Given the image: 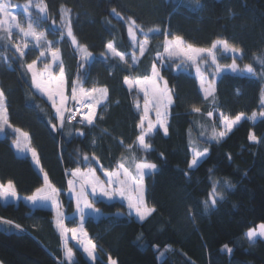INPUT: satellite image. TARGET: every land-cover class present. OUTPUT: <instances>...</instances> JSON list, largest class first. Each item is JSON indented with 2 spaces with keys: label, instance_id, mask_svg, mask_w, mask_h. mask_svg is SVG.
<instances>
[{
  "label": "trees",
  "instance_id": "1",
  "mask_svg": "<svg viewBox=\"0 0 264 264\" xmlns=\"http://www.w3.org/2000/svg\"><path fill=\"white\" fill-rule=\"evenodd\" d=\"M10 1L18 6L29 3ZM39 1L47 6L46 18L40 13H34L35 17L47 25L49 20H61L62 9L68 11L78 44L87 48L85 52L66 36L61 39V34L47 26V39L60 49L68 93L78 72L84 87L108 90L94 126L65 120L61 129L55 108L37 92L26 69L33 60L40 64L45 59H38L41 49L30 47L20 57L13 39L0 31V89L5 94L9 123L29 135L42 172L60 190L67 214L75 213L74 202L67 195L68 173L77 169L87 172L91 167L103 178L101 166L114 170L123 162L134 172V160L146 159L157 165L155 174L144 177L145 201L155 208L145 221L131 216L120 201L98 200L94 204L103 216L88 217L84 227L101 259L108 263L110 257L115 264H264V239L251 244L245 237L249 229L264 223V116L256 122L243 121L219 143L209 139L213 128L220 131L219 114L234 118L264 110V65L259 63L264 59V0H199V5L194 0ZM129 18L148 32L149 46L143 56L128 34ZM165 34L168 39L181 36L198 48L227 40L243 50V57L235 60L242 72L222 73L214 81L206 69L215 93L204 99L194 70H180L174 59H167L163 66L156 61ZM138 35L140 42L144 35L140 31ZM109 42L124 54L134 52L139 63L131 65L109 57ZM220 52L217 49L223 65L233 64L232 56ZM154 61L168 81L173 103L168 135L157 129L148 136L151 150L145 153L136 143L144 99L136 89L129 91L124 79L150 74ZM246 64L253 66L255 75L246 72ZM52 71L56 72L55 66ZM193 107L200 112H193ZM51 124L57 125L55 131ZM252 133L259 142L249 139ZM17 139L11 128L0 137V184L11 182L21 199L17 203L0 199V264H68L55 212L33 208L23 200L44 187V176L31 156L18 154L14 148ZM197 148H208V155L197 168L189 169L192 151ZM214 181L220 182L217 190L223 191L225 198L205 211L203 202L209 199ZM224 181L233 187L223 188ZM68 223L76 226L73 221Z\"/></svg>",
  "mask_w": 264,
  "mask_h": 264
},
{
  "label": "snow or ice",
  "instance_id": "2",
  "mask_svg": "<svg viewBox=\"0 0 264 264\" xmlns=\"http://www.w3.org/2000/svg\"><path fill=\"white\" fill-rule=\"evenodd\" d=\"M194 2L199 5V0H194ZM31 5V0L28 4L24 5L23 11L27 14L26 22L27 27L25 28L21 23L17 22V15L9 11L12 7L10 0H0V31L7 32L8 37L12 35V28H16L20 33L23 34L25 38L31 37L35 42L36 46L41 50L39 52V57L45 58L41 61L43 64L42 72L37 71V60H33L31 63L26 65V69L31 73L32 85L41 93L47 96L48 101L51 102L53 108H55L56 118L59 120V127L62 129L64 127L65 120L71 123L72 120L76 119L77 115L81 116V119L77 121L79 124H85V126H94L96 107L101 103L102 100L107 99V88H97L95 86L91 88L84 87L82 78L79 72L76 75V78L72 81L70 97L65 94V67L63 60L60 58V49L59 47H54L53 42L48 40L45 32L43 30L38 31L37 27H34L36 22L32 19L31 13L28 11L29 6ZM40 12L46 13L47 6L44 5L41 7L39 4L35 5ZM116 10L113 9V12ZM117 15H119L117 13ZM68 14L65 13L62 9L61 17V28H66V35L71 39V43L77 47H83L84 51H87L86 46H81L78 44V41L73 34L71 27V19L68 17ZM46 18V17H45ZM55 25V21H53ZM55 30V29H53ZM136 31H140L144 35V39L139 42V55L143 56L144 53L148 50V32H144L139 25H137L135 20L129 18L128 21V34L133 41L134 46L136 45ZM149 32L153 31L152 29L148 30ZM158 31V30H156ZM65 33L61 32V39H63ZM3 39V37H0ZM16 50L19 52L20 57L25 55L24 50L21 48L20 44H15ZM28 47L27 42L24 43L23 48ZM107 50L112 54L113 57H119V60L125 63H128L126 60L125 54L118 51L114 47V43L109 42L107 45ZM218 47L225 53H231L233 58L232 70L237 71L238 66L235 64L237 58L243 57V50L231 45L229 41L224 39H218L212 42L209 48H198L192 44L187 43L181 36H174L171 39H168V34H165L163 51L157 52L156 61H163L165 57L169 60L175 59L178 61L177 67L182 64H187L190 67L195 68L196 76L199 78L200 87L204 94V99H208L209 96H214L215 88L213 82L205 78L202 69L200 67L201 63H207L208 60H211V64L216 66L217 71L220 70V66L217 63V53L216 50ZM46 53L50 55V60L46 57ZM88 56H91V53H88ZM156 61L153 62L150 70V74H145L143 78L130 79L125 77L124 84L127 85L129 91H132L133 88L137 89V92H142L144 94V106H143V115L140 118V121L137 125L139 134L136 138V143L139 149L143 150L145 153L151 150V144L146 142V137L150 136L155 128V124H159L160 128L163 130L165 136L168 135V126L166 123V118L169 114L168 110L173 103V93L172 90L168 87V81L164 79L161 75L160 68L157 67ZM139 63L137 56L133 52L131 55V65ZM259 63L264 65V59H260ZM53 66L56 67V72L52 71ZM161 66L163 64L161 63ZM82 67V65H81ZM244 69L247 73L255 75L253 66L251 64L244 65ZM99 95H96V94ZM5 94L2 89H0V133L4 132V125L11 128L10 124H7L5 120L6 108L4 107ZM75 102V110L72 107H66L68 101ZM149 104L152 105V108H149ZM136 107L139 108L140 105L137 102ZM161 107H163V117L161 118ZM150 111H155L156 118L155 122L148 118ZM193 112H200V108L193 107ZM65 113H68L67 117ZM207 115L212 116V112H208ZM261 116H264V111L260 113ZM257 116L256 112H253L248 119L255 121ZM244 117V114L241 113L236 115L234 118L220 114V123L223 128L219 132L215 128L212 129L210 140H215L219 143L223 138L226 137L228 132H231L232 128L237 125L241 119ZM103 117H101L102 119ZM86 122V123H85ZM53 131L57 129L56 124H51ZM14 132L20 133L21 136L26 139H30L27 133H22L20 129L14 128ZM79 135L83 136L84 133L80 132ZM249 139L254 142H259V138L254 134H250ZM95 143V141H93ZM121 143H123L121 141ZM17 149L23 151L21 148V141L17 139L15 141ZM129 148L132 146L129 145ZM32 159L34 162L39 165V156L37 151L34 148H30ZM163 155V154H161ZM208 155V148L203 150L193 149L192 158L189 162V169L197 168L201 160ZM85 161L89 160L88 156H84ZM134 163V172H131L128 167L125 166L123 162L119 163L114 170H105L101 166L102 174L106 178L101 180L99 176L96 175L95 169L89 167L86 173H80L79 169L68 173L73 179L68 180V192L71 197H74L76 202V213L73 215V220H76L77 215L79 218L80 227L68 228L65 226V217L61 212V202L58 200L60 190L57 189L54 185H51L48 179L47 173H44V187L37 188L35 193L32 196L27 197L26 199L31 201L33 205L38 202H51L56 207V219L55 224L57 229L60 231L61 236L67 241L68 233H71L72 239L76 240L77 243L82 248L83 252L93 260H97L98 257L96 253V245L91 238L88 237L87 231L83 229V224L85 222V209H93L96 201L89 200V194L93 196H99L101 198H106L111 201L116 197L127 200V207L130 210V214L134 212L135 216L139 220L143 221L147 219L153 212H155L154 207H149L145 201L144 192V177L145 175H153L157 170V165L155 163L148 162L146 159L139 162L133 161ZM41 171L43 169L41 168ZM187 175V173H185ZM78 182V187H77ZM219 181H214L212 184V190L209 193V199L205 200L204 208L207 211L209 208H214L217 205L218 200H224L223 191H218ZM223 188H231V185L228 181H224ZM8 197L18 198L17 192L15 191V186L9 182L6 186L0 184V198L7 199ZM99 214V210H95ZM4 223H11V221H4ZM16 228H19L20 225H15ZM78 234L84 239H78ZM245 237L251 244H255L257 238H264V223L258 225L257 228L249 229L245 233ZM229 253L232 251L228 245L223 246ZM162 255V253H161ZM65 257L68 261V264H76L73 259L72 248L67 247L65 243ZM110 264H115V261H111L109 257Z\"/></svg>",
  "mask_w": 264,
  "mask_h": 264
},
{
  "label": "rangeland",
  "instance_id": "3",
  "mask_svg": "<svg viewBox=\"0 0 264 264\" xmlns=\"http://www.w3.org/2000/svg\"><path fill=\"white\" fill-rule=\"evenodd\" d=\"M11 2V1H10ZM11 4H12V7L9 9V11L10 12H12L13 14H15V15H17V22L18 23H21L25 28L27 27V22H26V17H27V14L23 11V9H24V6H18V5H15L14 3H12L11 2ZM37 4H39L41 7H43V5H42V3L39 1V0H36V1H34V2H32L31 3V5L29 6V9H28V11L31 13V16H32V19L36 22V24L34 25V27H37V30L38 31H40V30H43L44 32H45V35H46V33H47V26H49V28H51V30H52V32H54V33H56V34H61V32L63 31L64 33H65V35L64 36H66L67 37V35H66V28H61V23H62V21L60 20L59 22H56L55 21V25H53V21L52 20H49V22L47 23V25L46 24H44L43 22H42V20H41V17H35V14L34 13H40V15L43 17V18H45L46 17V13H42V12H40L39 11V9L37 8V7H35V5H37ZM65 13H67L68 14V17H70V19H71V15H70V13L68 12V11H64ZM68 17H66V19L68 18ZM53 29H55V30H53ZM138 33H139V31H136V41H137V43H136V45H138L139 44V35H138ZM11 38L13 39V41H14V43L15 44H20V46H21V48L25 51L26 49H28V48H30V47H37L36 46V42L31 38V37H27V38H25L24 36H23V34L22 33H20L19 32V30L18 29H16V28H12V35H11ZM69 38V37H68ZM25 42H27V44H28V47L26 48V49H24L23 48V45H24V43ZM53 42V41H52ZM53 46L54 47H56V45H55V42H53ZM148 46H149V43H148V45H147V48H148ZM218 49H220L219 47H218ZM216 53H217V50H216ZM224 54V55H230V56H232V54L231 53H225V52H223L222 50H221V52L219 53V54ZM107 55L109 56V57H113L112 56V54L110 53V52H108V50H107ZM46 57L50 60V55H48L47 53H46ZM125 57H126V60L128 61V62H131V54H125ZM138 58V61H139V57H137ZM0 59H1V56H0ZM166 60H167V58H165L163 61H162V64H164V63H166ZM175 60V59H174ZM223 61V58H220V55H218L217 54V63L219 64V66H220V70L219 71H217V69H216V66L215 65H212L211 64V60L209 59L208 60V62L207 63H201L200 64V67H201V69H202V72H203V74H204V76H205V78L207 79V80H209V78L207 77V75L205 74V70L206 69H209L210 70V72H211V75L213 76V79H214V81L219 77V75L220 74H222V73H233V74H240V72H242V70H239V67H238V70L237 71H233L232 70V64L231 65H223V63H222V61ZM168 61V60H167ZM236 64V63H235ZM136 65V64H135ZM237 65V64H236ZM238 66V65H237ZM179 68H180V70H189V69H192V70H194V72H195V68L194 67H190V66H188L187 64H182V65H180L179 66ZM42 70H43V64L42 63H37V71H40V72H42ZM57 71V70H56ZM196 74V73H195ZM210 81V80H209ZM214 81H212L213 82V86H214ZM200 82V81H199ZM215 88V87H214ZM133 89H135V88H133ZM37 90V89H36ZM137 90V89H136ZM37 92L39 93V94H41L42 96H44V97H46V99H47V96L46 95H44L43 93H41L40 91H38L37 90ZM142 96H143V99H144V94L142 93V92H139ZM65 94H66V96H69L70 97V94L68 93V91H67V84H65ZM96 95H99L98 93L96 94ZM48 100V99H47ZM144 101V100H143ZM50 102V101H49ZM51 103V102H50ZM103 100L101 101V103L96 107V114H95V119H96V115H97V111H98V108H99V106H101V105H103ZM4 104H5V102H4ZM75 104V102L74 101H71V100H69L68 101V104L66 105V107H72L73 105ZM144 106V105H143ZM143 106H142V110H143ZM172 106V105H171ZM4 107H5V105H4ZM6 108V107H5ZM149 108L151 109L152 108V105L151 104H149ZM160 111H161V118L162 119H164V117H163V112H164V109H163V107H161V109H160ZM170 111V108H169V110H168V112ZM262 111H264V110H262ZM261 111V112H262ZM260 112V113H261ZM260 113H257V116H256V119H255V121H253V120H250V119H248V117H250V116H246V115H244V117L241 119V121L237 124V125H235L233 128H232V130H231V132L237 127V126H239L243 121H245V120H250V121H253V122H256L258 119H260L262 116L260 115ZM65 116H66V113H65ZM148 118L149 119H151V120H153L154 122H155V118H156V113H155V111H150L149 112V114H148ZM168 118H169V114H168V116H167V118H166V123L168 122ZM5 120L7 121V124H10L9 123V120H8V112H7V109H6V112H5ZM219 126H220V130H222V128H223V126H222V124L220 123V114H219ZM4 128H5V130L6 129H9V127H7V125H4ZM11 129H14L13 127H11ZM157 129H161L160 128V126H159V124H155V128H154V131H153V133L157 130ZM22 133H26V132H24V131H21ZM231 132H228L227 133V135H226V137L231 133ZM16 133V132H15ZM152 133V134H153ZM17 134V137H18V139H20V141H21V148H23L24 150L23 151H21L20 149H17V147H16V145H15V143H14V148L16 149V151L18 152V154L19 155H30V151H29V149L30 148H32L31 147V144H30V139H26L25 137H23V136H21L20 135V133H16ZM3 136V132L2 133H0V137H2ZM28 137H29V135H28ZM225 137V138H226ZM147 138L148 137H146V142H147ZM196 150H203V149H199V148H197ZM204 159V158H203ZM202 159V160H203ZM202 160H201V162H202ZM200 162V163H201ZM80 172V171H79ZM41 173H42V175L44 176V172H42L41 171ZM80 173H86V172H80ZM96 175L97 176H99L97 173H96ZM100 177V176H99ZM71 179H73V177H71ZM100 179L101 180H105L106 181V178L103 176V178H101L100 177ZM144 182V181H143ZM144 186H145V184H144ZM77 187H78V182H77ZM67 195L69 196V198L70 199H72L73 200V202H74V206H75V213H76V202H75V199H74V197H71L70 196V194H69V192H67ZM144 197H145V192H144ZM5 202H18V201H16V199H14V197H8L7 199H4V198H2ZM88 199L89 200H93V201H98V200H101V201H105V202H114V201H120V202H122V203H124L126 206H127V200H125V199H121V198H119V197H116V198H114L113 200H111V201H109V200H107L106 198H101V197H99V196H93V195H91V194H89V196H88ZM58 200L59 201H61V212L64 214V217H65V226L66 227H68V228H72V227H80V224H79V218H78V215H77V218H76V220H73V218L70 220V221H73V222H75V224H76V226H72V225H70L69 223H68V216H70V215H68L67 214V210H66V208L64 207V205H63V202H62V200H61V198H59V196H58ZM43 204L44 205H47L48 207H50V208H52L53 209V211L55 212V219H56V215H57V213H56V207L51 203V202H43ZM128 208V207H127ZM96 209H95V207L93 208V209H85V221H86V219L88 218V217H93V218H95V219H99V218H101L102 216H103V214L101 213V212H99V214L95 211ZM128 211H129V214H130V210L128 209ZM131 216H134L137 220H139V218L138 217H136L135 216V214H134V212L133 213H131L130 214ZM149 218V216L147 217V219ZM146 220V219H145ZM145 220H143V221H145ZM55 221V220H54ZM139 221H141V220H139ZM84 224H85V222H84ZM84 224H83V227H84ZM56 225V224H55ZM83 229H85V227L83 228ZM72 238V237H71ZM78 239H84L82 236H80L79 234H78ZM258 239H264V238H257V240ZM73 240V239H72ZM256 240V241H257ZM73 241H76V240H73ZM75 243H77V241L75 242ZM76 248H75V251H74V253L75 254H79L78 253V248H81L80 247V245L77 243V244H75L74 245ZM71 248H73V247H71ZM82 249V248H81ZM83 252V251H82ZM85 253V252H84ZM82 257H86L87 258V255H83ZM88 259V258H87ZM109 263V262H108Z\"/></svg>",
  "mask_w": 264,
  "mask_h": 264
},
{
  "label": "crops",
  "instance_id": "4",
  "mask_svg": "<svg viewBox=\"0 0 264 264\" xmlns=\"http://www.w3.org/2000/svg\"><path fill=\"white\" fill-rule=\"evenodd\" d=\"M44 97V96H43ZM45 99H46V97H44ZM106 100H103V102H105ZM29 156H31V153H30V155ZM31 158H32V156H31ZM33 160V159H32ZM33 163H34V165H35V167H36V169L38 170V171H40L41 172V166H40V163H39V165H37L35 162H34V160H33ZM59 198H60V193H59ZM3 202H5L2 198H0ZM14 199H16V201H20L21 199L18 197V198H16V197H14ZM27 204H29L31 207H33V208H49V209H52V208H50V207H48L47 205H44L43 204V202H38L37 204H35V205H33L32 203H31V201H29V200H27V199H23ZM61 202V201H60ZM5 203H7V202H5ZM8 203H10V202H8ZM13 203H17V202H13ZM53 210V209H52ZM73 215L74 214H72V215H70V216H68V220H71L72 218H73ZM55 222V221H54ZM56 226V225H55ZM57 228V227H56ZM84 228V227H83ZM58 230V229H57ZM85 230V229H84ZM59 231V230H58ZM60 232V231H59ZM72 236H71V233H68V235H67V241H65V239L62 237V239H63V247H64V255H65V243H67V247H73L72 248V253H73V259H74V261L76 262V264H110V262L109 263H105L102 259H101V257L99 256V253H98V248H97V246H96V253H95V255L98 257V259L97 260H95V261H93L88 255H87V253H84V252H82L83 250L81 249V248H78V253L79 254H75L74 253V251H75V244H77V243H75L76 241H73L72 240V238H71ZM89 237V236H88ZM90 238V237H89ZM83 255H87V258L86 257H82ZM66 258V257H65ZM67 260V259H66Z\"/></svg>",
  "mask_w": 264,
  "mask_h": 264
},
{
  "label": "built area",
  "instance_id": "5",
  "mask_svg": "<svg viewBox=\"0 0 264 264\" xmlns=\"http://www.w3.org/2000/svg\"><path fill=\"white\" fill-rule=\"evenodd\" d=\"M73 110H75V108L73 107ZM68 115V113H66V116ZM81 119V116L80 115H77L76 116V119L75 120H72L71 123H74V124H77V125H84V124H79L77 123V121H79ZM86 123V122H85Z\"/></svg>",
  "mask_w": 264,
  "mask_h": 264
}]
</instances>
